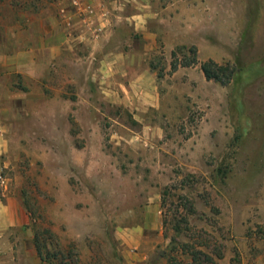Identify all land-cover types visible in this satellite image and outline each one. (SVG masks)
Listing matches in <instances>:
<instances>
[{
  "label": "rangeland",
  "instance_id": "374dc122",
  "mask_svg": "<svg viewBox=\"0 0 264 264\" xmlns=\"http://www.w3.org/2000/svg\"><path fill=\"white\" fill-rule=\"evenodd\" d=\"M54 1L0 0V56L32 41V14ZM112 1L127 14L137 5L164 11L165 25L152 27L173 37L180 25L191 43L137 48L129 24L119 26L120 49L154 73L141 100L149 110L137 112L151 126L144 131L99 92L86 60L63 55L43 78L5 76L0 61V176L29 218L17 233L39 232L50 253L57 243L63 255L53 264H124L117 232L151 188L167 240L157 262L187 264L201 250L214 264H264V0H103ZM180 46H195L199 63L173 71ZM208 60L234 68L229 84L204 78ZM21 93L22 103L8 104ZM18 264L45 263L36 254Z\"/></svg>",
  "mask_w": 264,
  "mask_h": 264
},
{
  "label": "crops",
  "instance_id": "0c3cea01",
  "mask_svg": "<svg viewBox=\"0 0 264 264\" xmlns=\"http://www.w3.org/2000/svg\"><path fill=\"white\" fill-rule=\"evenodd\" d=\"M134 9L133 13H124L122 4L116 1L107 4L103 0H55L48 7L46 15L32 14L31 42H17L10 53H1L4 75L43 78V68L48 64L59 63L64 59L63 55L79 61L86 60L92 65L91 77L99 92L113 97L118 102L115 104L130 112L143 131L150 128L144 116L137 112L149 110V105H144L141 100L152 91L154 73L143 57H133L128 51L120 49L123 44L119 46L116 43L119 26L129 24L137 48L152 50L155 43L162 40L170 51L173 46L191 42L184 39L180 25L174 31L180 28L179 34L174 35L172 29L168 31L173 33V37L165 35L162 26L152 27L155 24L165 25L164 11H155L150 5L146 9L137 5ZM169 17L172 20L179 19L176 15ZM167 38L173 39L172 42L169 43L170 39ZM83 50H87V58L80 54ZM25 95L9 94L8 104L21 102L22 99L16 101L15 98ZM3 138L2 133L0 154L7 143ZM0 187V264L21 263L24 255L34 259L36 253L32 232L28 230L25 236L22 232L17 233L29 225L23 202L20 197L9 193L7 181L1 176ZM160 208L159 193L148 188L138 206L140 214L128 217L131 226L119 228L117 241L121 246L124 264H165L154 259L156 251L167 245Z\"/></svg>",
  "mask_w": 264,
  "mask_h": 264
},
{
  "label": "trees",
  "instance_id": "16d2710c",
  "mask_svg": "<svg viewBox=\"0 0 264 264\" xmlns=\"http://www.w3.org/2000/svg\"><path fill=\"white\" fill-rule=\"evenodd\" d=\"M185 50L188 51L190 56L185 55L182 52ZM177 54L180 56L179 61L176 59ZM197 54L198 51L195 46H190L189 48L185 46L177 47L176 50L172 51L171 53V57L173 58L171 62L172 70L173 71L176 70L178 66L188 67V66L197 65L199 63L197 59ZM200 70L207 81L213 80L223 85L229 84L233 76L235 75L234 74L235 70L233 67L229 65H225V66L218 65L211 60L200 63ZM174 230L177 233L179 231L177 227H175ZM45 234L49 235V240L50 238H53V234H51L49 231H45ZM39 235H40L39 232H35L33 235V245L36 254L41 262H44L45 264H53V261L56 260L57 255L58 256L60 254L63 255V253L62 251L61 252L59 251L60 249L58 248L57 243L55 245L49 243L50 249L54 248V250H57L55 253H50L48 251L49 250L48 245L40 241ZM189 255H190V263L187 264H214L213 258L201 250H194ZM217 256L220 258V255ZM176 264H184V263L177 262Z\"/></svg>",
  "mask_w": 264,
  "mask_h": 264
}]
</instances>
